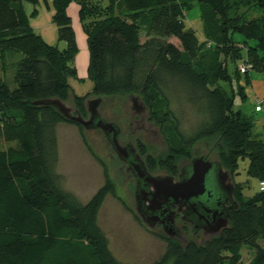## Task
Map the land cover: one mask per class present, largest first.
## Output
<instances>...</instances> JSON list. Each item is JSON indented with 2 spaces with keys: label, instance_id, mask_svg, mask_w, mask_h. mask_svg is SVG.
I'll use <instances>...</instances> for the list:
<instances>
[{
  "label": "trees",
  "instance_id": "1",
  "mask_svg": "<svg viewBox=\"0 0 264 264\" xmlns=\"http://www.w3.org/2000/svg\"><path fill=\"white\" fill-rule=\"evenodd\" d=\"M24 2L35 0H0V264H123L98 225L105 198L115 196L106 174L85 203L65 191L55 171L56 128L73 123L50 106L32 105L57 98L85 117L86 99L121 94L139 96L161 131L172 125L179 148H171L163 170L174 174V156L204 144L231 174L238 203L219 236L204 244L165 239V252L150 264H239L244 248L255 251L249 264H264V191L248 200L234 181L238 161L247 158L246 175L264 183V142L252 119L233 109L236 96L245 99L248 73L264 71V0H53L63 50L32 31ZM70 2L80 7L89 54L91 90L81 97L68 82L76 79L77 54ZM194 6L201 41L182 22ZM254 10L259 15L248 19ZM175 104L196 119L187 135ZM146 164L156 167L151 157Z\"/></svg>",
  "mask_w": 264,
  "mask_h": 264
},
{
  "label": "rangeland",
  "instance_id": "2",
  "mask_svg": "<svg viewBox=\"0 0 264 264\" xmlns=\"http://www.w3.org/2000/svg\"><path fill=\"white\" fill-rule=\"evenodd\" d=\"M258 10L249 14L248 19L257 17ZM184 30H192L199 41L203 39V26L200 10L197 6L186 11L182 19ZM148 38L146 31L140 33V41ZM168 41L176 44L174 39ZM77 96H83L91 90L90 81L69 79ZM221 86L228 91L224 84ZM106 108L103 110L104 119L115 122L121 129L122 140L127 141L128 127L131 122L130 94L113 97H103ZM69 104V101L67 102ZM171 110L180 119L181 131L187 135L195 126L196 119L190 111L173 105ZM187 110V111H186ZM148 113V123L159 128ZM137 119V117H135ZM166 128L160 133L166 143H148L141 135L136 134L135 141L144 145L145 153L156 164V169L163 170L161 163L167 158L171 148L178 149L179 145L172 135V125L166 123ZM58 143V161L55 171L59 176L61 187L75 196L81 203L87 202L93 194L104 184L105 174L112 185L115 196L108 195L98 214V225L108 239L109 250L112 255L123 264H150L159 259L166 249V242L159 229L149 231L141 224L134 211L133 184L127 177L121 164L115 158L99 131H84L73 124H59L56 128ZM160 143V144H159ZM209 154L204 144H198L181 155L174 156L177 168L187 164L195 155ZM190 155V156H188ZM248 159L238 161L236 184L240 185L245 199H253L259 191L260 181L246 175ZM255 251L244 248L239 264H249Z\"/></svg>",
  "mask_w": 264,
  "mask_h": 264
},
{
  "label": "water",
  "instance_id": "3",
  "mask_svg": "<svg viewBox=\"0 0 264 264\" xmlns=\"http://www.w3.org/2000/svg\"><path fill=\"white\" fill-rule=\"evenodd\" d=\"M130 101V126L134 124V116H139L138 123L143 122V128L147 130L151 142L160 141L165 146L159 128L146 122L148 113L142 99L130 94ZM101 102L102 98L99 97L86 99L85 117L72 102L67 104L57 98L38 100L32 105L50 106L66 121L81 127L82 130L99 131L103 135L115 158L125 166L126 174L132 181L134 211L147 230L153 231L159 226L164 238L185 245L188 243L187 237L181 231V224L177 225L175 221L176 215L179 214L180 222L190 228L193 237L199 236L200 244L219 236L227 229L230 213L238 209V203L234 197L232 176L221 163L209 154L195 155L187 164L179 167L176 177L151 174L131 142L120 144L119 126L100 116L98 106Z\"/></svg>",
  "mask_w": 264,
  "mask_h": 264
},
{
  "label": "crops",
  "instance_id": "4",
  "mask_svg": "<svg viewBox=\"0 0 264 264\" xmlns=\"http://www.w3.org/2000/svg\"><path fill=\"white\" fill-rule=\"evenodd\" d=\"M23 8L27 17L28 26L32 31L39 35L48 46L63 50L65 48V42L59 40L58 28L53 22L55 15L53 0H35L34 3L24 2ZM79 10L80 7L75 2H70L65 10L70 20V26L77 47V54L74 58L75 80L87 78L89 64L87 37L80 24ZM248 75L249 84L244 88L245 99L241 101L236 96L233 109L234 111H240L243 115L252 119L254 136L264 142V114L256 105L257 99H264V71H250Z\"/></svg>",
  "mask_w": 264,
  "mask_h": 264
},
{
  "label": "flooded vegetation",
  "instance_id": "5",
  "mask_svg": "<svg viewBox=\"0 0 264 264\" xmlns=\"http://www.w3.org/2000/svg\"><path fill=\"white\" fill-rule=\"evenodd\" d=\"M106 108V105H105V103L104 102H101L100 104H99V106H98V113L100 114V116L102 117V118H104V114H103V110ZM135 117H137V119H135ZM139 120H140V118H139V116H134V118H133V122H134V124L132 125V126H130V124H129V127H128V132H129V135H128V137H127V141H123L122 140V138H120V136H121V129H120V134H119V136H118V139H119V142H120V144L121 145H125V144H127V143H129V142H131V144L135 147V149H136V151H137V153L140 155V157L144 160V162H145V165H146V167H147V169H148V166H147V164H146V158L147 157H150V156H148L146 153H145V150H144V145L140 142V141H135V134L137 133V132H140V133H142L141 134V136H142V138L145 140V139H148V143H152L151 142V140H150V136L149 135H147V130H145L144 128H143V122L142 123H138L139 122ZM147 122V121H146ZM148 123V122H147ZM119 126V125H118ZM120 128V127H119ZM131 134H132V136H131ZM165 145H166V143H165ZM176 166V165H175ZM121 167L123 168V170H124V172L126 173V171H125V166H123L122 164H121ZM175 173L174 174H168L165 170H159V169H156V167L155 168H153V169H148V171L151 173V174H165V175H170V176H173V177H176L177 175H178V173H179V168H177V167H175ZM127 175V177L129 178V176H128V174H126ZM172 210H175V208H172ZM180 214L179 215H176V217H175V221L177 222V225L178 224H181V231H182V233H183V235L185 236V237H187V240L188 241H195V242H198L199 240H200V238H199V236H195V237H193L192 236V233H191V230H190V228L185 224V223H182V222H180ZM157 229H159L160 230V227L158 226L157 227Z\"/></svg>",
  "mask_w": 264,
  "mask_h": 264
},
{
  "label": "built area",
  "instance_id": "6",
  "mask_svg": "<svg viewBox=\"0 0 264 264\" xmlns=\"http://www.w3.org/2000/svg\"><path fill=\"white\" fill-rule=\"evenodd\" d=\"M248 67L241 65L239 67L240 73H245ZM256 105L260 109V111L264 114V99H257L256 100ZM259 190L264 191V183H259Z\"/></svg>",
  "mask_w": 264,
  "mask_h": 264
}]
</instances>
